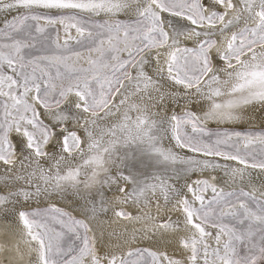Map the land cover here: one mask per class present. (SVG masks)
<instances>
[{
  "label": "snow or ice",
  "instance_id": "6c2138e0",
  "mask_svg": "<svg viewBox=\"0 0 264 264\" xmlns=\"http://www.w3.org/2000/svg\"><path fill=\"white\" fill-rule=\"evenodd\" d=\"M239 3L241 7L237 9L233 0H209L208 4L204 0H151L150 3L148 0H0V11L17 12L0 28V161L5 165L14 164L19 151L21 167L26 163H35L30 171L15 177L26 180L29 189L34 191L21 188L10 196H22L27 200L33 195L48 193V187L42 189L40 183L32 179L37 174L38 181L50 185L52 192L68 187L78 188L81 184L85 188L97 184L112 185L121 179L137 185L133 177L119 172L117 166V161L123 163L127 159L128 151L133 146L165 164L179 161L189 167H217L207 159H185L160 145L157 122L152 119L150 109L157 103L163 105L166 97L158 81L145 72V55L153 49L169 46L166 28H171V46L175 50L171 52L167 64L168 79L173 85L182 86L185 96L189 90L195 89L193 95L210 102L203 115L204 121H238L243 108L256 104L264 107V0H239ZM218 7H225L226 11L221 13L216 10ZM257 7L259 11H255ZM41 10L58 14L44 15ZM234 10L235 15L225 23V16ZM126 11L134 13L132 22L117 20L114 23L93 24L97 31H88V38L94 45L89 51L94 50L99 54L97 59L89 58V67L69 64L68 55L48 53V44L43 39L46 29L39 21L44 20L52 25L75 21L70 26L76 27L83 36L85 29L78 26V13L118 15ZM162 13L168 15L162 16ZM171 17L186 19L197 28L207 24L209 29H214L219 23L222 25L220 32L238 26L241 20H256V24L232 34L226 50L219 56V59L227 62L226 67L214 69L210 49L216 42L205 39L195 48L177 47L181 43L178 37L183 33L177 30ZM68 27L65 25L66 32ZM197 28L192 29L197 38L214 35L213 31L201 32ZM105 37L107 48L104 47ZM77 43L80 41L77 40ZM56 47L59 49L61 45L57 44ZM63 47L67 50V40ZM122 53H126V57L122 58ZM245 56L248 58L242 59ZM233 59L236 64L232 63ZM220 72H224L227 79L222 80ZM72 94L77 98L75 108L90 113V119L73 116L62 107ZM29 95H32L31 102ZM117 95L121 96L119 101L115 99ZM170 95L174 96L175 93ZM132 97H137L138 102L132 101ZM217 98L222 99L218 102ZM37 104L43 109V115L50 117V124H45L41 119L42 113ZM131 112L136 113L135 117L130 115ZM110 117H117L116 122L107 127L98 124V121ZM72 119H76L77 123L83 119L86 139L82 140L77 131L67 128V122ZM201 119L194 112H186L184 116L172 115L171 121L175 123H170L169 127L179 147L203 153L204 156H223L247 165V160L238 149L233 154L221 151V146L236 148L234 143H230L233 136L242 138L245 146L254 142L253 137L264 144V133H205L203 127H198ZM185 123H191L194 132L215 135L217 139L212 143H193L191 137L180 134L181 126ZM13 135L19 138L18 143L13 142ZM54 137L61 139L52 144ZM50 145L58 151H47ZM122 148L128 151L121 156ZM74 152L80 153L82 163L73 165L70 158H73ZM261 155H264V150ZM45 157L53 161L52 167L47 170L39 162V158ZM251 166L264 168V159ZM112 167H117V175L110 174ZM52 168L55 169L54 173ZM85 168L90 169V174L84 171ZM81 176L85 179L81 180ZM157 179L159 184L144 183L143 187H133L129 195L138 192L144 196L149 191L155 194L159 188L167 200L168 192L174 189L167 181ZM196 183L204 186L201 191L210 187L215 195L205 204L204 197L189 186L188 191L200 202V207L191 206L186 198L183 200L187 223L197 230L200 237L192 238L190 243L182 241L183 247L190 249L191 264H196L200 257L198 244H203V264H264V202L243 191L239 194L217 192L208 180ZM120 191L124 192L125 189L120 188ZM233 197L239 201L238 209L232 204ZM240 197L252 201L255 208L249 207ZM8 200L9 197L0 194V204ZM221 204L230 206V210L215 212L213 205ZM53 213L52 219L61 226V231L51 228L43 219ZM117 215L126 217L128 214L119 211ZM19 216L28 229L27 235L38 244L39 264H117L115 255L100 253L94 238L88 236V224L82 219H76L56 207L43 211H21ZM226 219L228 222H225ZM196 220L200 223H196ZM205 224L218 229L216 247L211 251L203 240L211 235L205 230ZM34 228L37 231L33 232ZM222 236L226 237L223 242ZM160 255L147 248H136L120 257L119 264H161ZM162 255L168 264H180L178 260H171L166 253ZM132 257L137 259L133 260Z\"/></svg>",
  "mask_w": 264,
  "mask_h": 264
},
{
  "label": "bare ground",
  "instance_id": "6f19581e",
  "mask_svg": "<svg viewBox=\"0 0 264 264\" xmlns=\"http://www.w3.org/2000/svg\"><path fill=\"white\" fill-rule=\"evenodd\" d=\"M148 2L150 3L151 0H148ZM233 2L236 4L237 9L241 7L239 0H233ZM204 3L208 4L209 0H204ZM216 10L223 13L226 8L218 7ZM255 11H259V8L257 7ZM41 12L48 15L58 14L55 11L49 12L48 10H41ZM16 14L15 10L11 12L7 10L0 11V27L6 20ZM78 14L83 17L85 15L89 16L86 13ZM205 14L207 15L208 13ZM161 15L167 16L168 14L162 13ZM233 15H235V10L225 16V23ZM91 16H94V18ZM91 16L89 17L93 20L109 23L117 20L126 22L135 19L132 11L121 12L118 15L100 13L99 15ZM171 19L177 30L183 33L178 37L181 43L177 47L191 46L195 48L200 41L207 38L204 36L197 38L192 32V29L197 28V26L191 25L188 20L176 17H171ZM254 23H256V20H241L238 26H233L224 32L219 31V28L222 27L219 23L214 29H209L207 24L203 28H197L201 32H214L211 40L216 43L210 49L214 69L226 67L227 62L219 59V56L226 50L227 42L232 34L240 31V28L253 27ZM166 31L169 33V46L156 48L151 53H147L145 55L147 62L144 64L145 72L158 81L166 97L163 105L157 103L156 106L150 109L152 119L157 122V134L160 137L159 143L165 149H171L172 152L185 159H207L218 166L215 168L189 167V165L179 161L175 164H165L157 161L154 157H150L148 154L136 150L133 146L131 151L123 148L120 150L119 155L121 156L128 151V157L123 163L117 161V166L119 172L133 177L137 181V185L121 179L117 184L112 185L97 184L91 188H85L81 184L78 188L68 187L63 191L52 192L50 185H45L42 181H38L39 174H37L32 179L39 182L42 189L48 187L49 192L40 196L33 195L25 200L22 196H10V194L17 192L21 188L29 189L26 180L15 179V177L30 171L31 168L35 167V163L33 162L31 165L26 163L24 167H21L20 153L17 151L14 164L5 165L0 161V194L9 197L8 201L0 204V264H39L38 244L27 235L28 229L19 216L21 211H27L32 208L60 207L77 218L84 220L90 228V236L94 238L96 247L102 255H115L119 259L127 251L143 247L161 254V264H168V261L163 258L162 254L164 253L171 260L180 261V264H191L189 259L190 249L184 248L182 241L187 240L190 243L192 238L199 239L200 237L197 230L187 223L186 213L183 211V200L185 198L191 206L197 204L193 193L188 191L189 186L196 189L197 194L203 185L201 184L200 186L196 182L208 180L211 185L216 187L217 192L233 193L240 190L249 193L256 200L264 202V168L241 164L237 160L225 159L223 156H204L203 153L193 152L186 147L181 148L177 145L176 140L173 138V132L169 127L170 123H175L171 121L172 115H182L185 113V108H188V110L202 118L199 123L209 128L264 131V107L256 104L243 108L240 111L241 119L238 121L219 123L214 120L204 121L203 115L208 110L210 102L204 97L193 95L195 89L189 90V94L185 96L183 87L173 85L172 81L168 79L167 64L170 54L175 48L171 46L172 29L166 28ZM247 58L246 56L242 57V59ZM232 63H234L233 60ZM219 75L222 80L227 79L224 72H220ZM171 93H175V95L172 96L170 95ZM120 98L121 96L117 95L115 99L119 101ZM76 99L74 94L69 95L62 107H64L65 111H70L73 116L90 119V113H84L75 108L74 101ZM220 99L222 98H217L218 102ZM131 100L138 102L137 97H132ZM36 106L40 109V105L37 104ZM188 110L186 109V111ZM40 111L42 113L41 118L50 124L52 122L50 117L43 115V109H40ZM100 115L102 116L103 113ZM130 115L135 117L136 113L131 112ZM83 119L79 123H77L76 119H72L66 124L69 130L73 131L75 129L82 140L86 139V134L82 127ZM116 120L117 117H110L98 121V124L102 127H107L116 122ZM56 131H60V129ZM12 139L14 143L19 141V138L15 135H13ZM60 139L61 137H54L52 144H56ZM85 150H87L86 144ZM47 151L53 152L58 151V149H54L50 145ZM70 159H72L73 165L82 163L78 152H74L73 158ZM39 162L45 170L53 165V161L46 157L39 158ZM52 171L54 173L55 169L52 168ZM61 171L62 173L64 171L63 165L61 166ZM84 171L90 174V169L85 168ZM110 174L117 175V167H112ZM101 176L103 177V173ZM158 177L167 181L168 185L174 189V191L170 190L168 192L167 200H165L164 194L159 188H157L155 194L149 191L144 196L139 195L138 192L129 195L132 193L133 187H143L144 183L159 184ZM80 179L83 180L85 177L81 176ZM120 188H124L125 191L121 192ZM29 190L34 191V189ZM119 211L126 212L128 214L127 217L118 216L117 212ZM212 234L203 238L204 242L209 245V251L216 247L215 235L213 236ZM197 247L201 250L203 244H198ZM200 256L201 258H199L202 259L203 249L200 252ZM199 258L196 264H203L198 261Z\"/></svg>",
  "mask_w": 264,
  "mask_h": 264
},
{
  "label": "rangeland",
  "instance_id": "374dc122",
  "mask_svg": "<svg viewBox=\"0 0 264 264\" xmlns=\"http://www.w3.org/2000/svg\"><path fill=\"white\" fill-rule=\"evenodd\" d=\"M42 14H44V13H42ZM44 15H48V14H44ZM55 15H57V14H55ZM77 15H78V19L80 20V24L78 26L85 29L83 36H81L80 33L77 32L76 27H71L70 26L71 24L75 23V21H65L64 24L56 23L55 25L48 24L44 20L39 21V23H40V25L42 27H44L46 29L45 33L43 34V39L48 44V53L49 54L68 55L70 57L69 60H68L69 64H72L75 67L87 68V67L90 66L89 65V58L94 60V59H97L98 55H99L94 50L93 51H89V48L90 47H94V45L91 44V42H90V40L88 38V31H92L93 33H95V31H97V29L92 27L93 24H101V23H104V22L100 21V20L96 21V20H93V19H90V18L88 19V17H83V16H81L79 14H77ZM132 21H126L125 23H129V22H132ZM110 23H114V22H110ZM4 24L0 28H3ZM255 24L256 23H254L253 27H255ZM65 25H69L67 32L65 31ZM243 28H240L239 30H241ZM248 28H252V27H248ZM237 32H239V31H237ZM209 38L211 39L212 36L207 37L206 39H209ZM65 40L68 41L67 50H65L64 47H63V45L65 43ZM77 40H79L80 43H77ZM57 44L61 45V47L59 49L56 47ZM104 47L105 48L108 47L106 37H105V45H104ZM121 47H123V45H121ZM188 48H193V47L190 46ZM75 53H79V55L77 56V55H75ZM126 55H127L126 53H122L121 54L122 58L126 57ZM180 55L182 56L183 53L180 54ZM233 61L236 64V61L234 59H233ZM33 95H34V93H33ZM31 98H32V95H29L28 99H29L30 102H31ZM186 109L188 110V108H185V113L186 112H191L190 110L186 111ZM184 114L179 115V116H184ZM45 124H48V123L45 122ZM198 127H203L204 130H205V133H207V132L216 133V132H222V131L240 132L242 134H244V133H253V134H255V133H264V131H256V130L239 131V130H232V129L229 130V129H223V128H220V129L216 128L215 129V128H209V127H207V126H205V125H203L201 123L198 124ZM73 131H75V129ZM180 134L184 135L186 137H191L193 143H195L197 141H204L206 143H212V142H214L217 139V137L215 135L208 136V135H206L204 133H201L199 131L194 132L191 123L182 124L181 129H180ZM253 139H254V142L252 144H249V145L245 146L244 141H243L242 138H236L235 136H233L232 140L230 141V143H234L236 145V148H229V147L221 146L220 150L221 151L232 152L233 154H235L236 150L238 149L240 155L247 160V164L248 165H252L254 162H258L261 159H264V155H261V151L264 150V144H261L258 141H256L255 137H253ZM234 140H236V141H234ZM253 157H255V160H253ZM203 188H204V186H201L200 189H203ZM200 189L197 192V194L198 195H202L204 197L205 204H207V202L210 201L215 194L212 192L210 187H208L207 189H205L203 191H200ZM240 192L241 191L238 190V191L233 192V193L239 194ZM240 199L243 200L246 204H248L249 207L255 208L256 205L252 201L248 200L245 197H240ZM232 204L235 205V207L237 209L239 208V201L235 197L232 198ZM193 207L199 208L200 207V202L197 201V204H195V206H193ZM56 208H59L62 211L67 212L64 208H60V207H56ZM45 209H48V208L47 207L46 208H41V209L32 208V209H29V210H27L25 212H31L33 210L43 211ZM213 209L217 213L220 212V211L227 212V211L230 210V206L223 205V204H221L219 206L213 205ZM69 214L72 215L71 213H69ZM53 215H55V214L54 213L53 214H49L48 216L44 217L43 219L48 223V225L51 228L55 229L56 231H61V226L52 219ZM72 217L77 218L74 215H72ZM58 218H60V217H58ZM123 218H125V217H123ZM29 219H33V218L29 217ZM36 219H40V218H36ZM63 219H67V218L64 217ZM77 219H80V218H77ZM225 222H228V220L226 219ZM196 223H200V221L196 220ZM203 226L205 227V230L207 232L213 233L212 234L213 236L216 235V233L218 231L217 228L211 227L210 224H205ZM35 231H37V229L34 228L33 232H35ZM79 231H80L81 235H83V230L80 229ZM88 236L90 238H92L90 236V232H88ZM225 239H226V237H223V240H225ZM139 248L144 249L143 247H139ZM202 249H203V247L201 248V250ZM241 251H243V249H241ZM0 255H1V249H0ZM200 258H201V256H200ZM200 258H199L198 261L203 263L202 259H200ZM131 259L135 260L137 258L136 257H132ZM117 264H119V259L117 260Z\"/></svg>",
  "mask_w": 264,
  "mask_h": 264
},
{
  "label": "water",
  "instance_id": "95a60500",
  "mask_svg": "<svg viewBox=\"0 0 264 264\" xmlns=\"http://www.w3.org/2000/svg\"><path fill=\"white\" fill-rule=\"evenodd\" d=\"M16 15H17V14H16ZM16 15H15V16H16ZM89 16H91V15H89ZM89 16L85 15V17H88V18H90V19H92L91 17L94 18V16H91V17H89ZM11 19H12V17H11L10 19H8L7 21H10ZM4 23H5V22H4ZM4 23H3V24H4ZM1 27H2V26H1Z\"/></svg>",
  "mask_w": 264,
  "mask_h": 264
}]
</instances>
